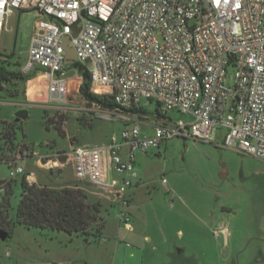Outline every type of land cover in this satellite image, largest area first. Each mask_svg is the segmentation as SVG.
<instances>
[{"label": "built area", "instance_id": "1", "mask_svg": "<svg viewBox=\"0 0 264 264\" xmlns=\"http://www.w3.org/2000/svg\"><path fill=\"white\" fill-rule=\"evenodd\" d=\"M17 10L40 15L23 74L42 76L48 97L58 103L79 91L87 70L91 92L112 96L117 105L114 115H103L134 124L101 146L40 153L21 145L13 156L4 153L0 131V161L9 164L12 177L23 174L36 183L18 164L24 158L37 157L49 169L70 164L78 181L109 193L133 229L125 208L138 177L136 152L175 137L212 142L221 131L226 147L264 161V0H0V51ZM66 36L79 67L66 64ZM152 104L156 122L146 134L141 113L130 110ZM4 191L2 186L0 200Z\"/></svg>", "mask_w": 264, "mask_h": 264}, {"label": "rangeland", "instance_id": "2", "mask_svg": "<svg viewBox=\"0 0 264 264\" xmlns=\"http://www.w3.org/2000/svg\"><path fill=\"white\" fill-rule=\"evenodd\" d=\"M39 18L34 10L10 15L2 37L1 67L25 75L21 68ZM32 74L27 81L0 82V131L4 133V123L14 124L15 150L21 145L40 153L101 146L134 124L105 117L108 110L88 105L81 86L66 101L53 102L44 78ZM22 108L28 116L17 121ZM155 115V104L140 114L144 133H153ZM221 134L212 142L175 137L147 153L136 152L138 177L128 190L130 204L125 208L133 229L126 228L121 208L109 193L78 181L70 164L49 169L40 166L37 157L20 160L18 164L35 175L37 186L62 189L78 184L89 203L100 205L105 225L99 236L87 240L16 223L7 239L0 238V264H264V161L226 147ZM6 150L8 156L15 154ZM10 171L8 163L0 162V181L13 186L14 219L23 174L12 177ZM132 252L135 256H129Z\"/></svg>", "mask_w": 264, "mask_h": 264}, {"label": "trees", "instance_id": "3", "mask_svg": "<svg viewBox=\"0 0 264 264\" xmlns=\"http://www.w3.org/2000/svg\"><path fill=\"white\" fill-rule=\"evenodd\" d=\"M73 66L79 64L75 62ZM86 68L80 66V69ZM83 83L80 88L82 96L88 105H98L104 110H114L117 105L112 96H99L91 92L90 75L86 70L83 74ZM33 74L22 75L20 72L9 71L0 66V82H9L13 78L29 80ZM134 113H145L144 109H131ZM46 121L49 118L46 115ZM4 146L13 151L15 146L14 124L4 123ZM61 130V129H60ZM2 162V161H0ZM4 186L5 191L0 200V229L9 231L12 225L19 223L26 227H36L42 230L51 229L64 231L70 235H83L87 240L97 237L102 232L105 225L100 216L101 209L98 203H89L85 192L76 184L74 187H64L62 189L51 188L49 186L30 185L26 175H23L21 186V199L17 205L16 216L10 218L11 196L13 186L11 181L1 180L0 188Z\"/></svg>", "mask_w": 264, "mask_h": 264}, {"label": "water", "instance_id": "4", "mask_svg": "<svg viewBox=\"0 0 264 264\" xmlns=\"http://www.w3.org/2000/svg\"><path fill=\"white\" fill-rule=\"evenodd\" d=\"M77 32H78V27H77V24H75L74 29H73V36H76ZM70 40H71L70 36H66L64 40V47L66 50V64H72L77 59L74 48L69 45ZM16 116H17L16 120L19 121L21 119L27 118L28 112L25 108H22L16 113ZM8 237H9V232L5 229H0V238L5 240Z\"/></svg>", "mask_w": 264, "mask_h": 264}, {"label": "crops", "instance_id": "5", "mask_svg": "<svg viewBox=\"0 0 264 264\" xmlns=\"http://www.w3.org/2000/svg\"><path fill=\"white\" fill-rule=\"evenodd\" d=\"M28 105H31V102H30V104H28ZM116 247H117V248H116V249H117L116 251H117V253H118V251L120 250V248H119L118 245H117ZM127 251H128V250H125V253H126V254H129ZM129 256H135V253L132 252Z\"/></svg>", "mask_w": 264, "mask_h": 264}, {"label": "bare ground", "instance_id": "6", "mask_svg": "<svg viewBox=\"0 0 264 264\" xmlns=\"http://www.w3.org/2000/svg\"><path fill=\"white\" fill-rule=\"evenodd\" d=\"M98 91H100V92H103V89L102 88H99V90Z\"/></svg>", "mask_w": 264, "mask_h": 264}]
</instances>
